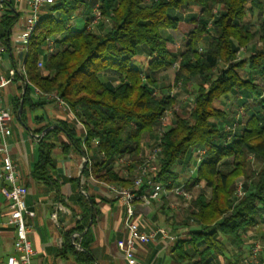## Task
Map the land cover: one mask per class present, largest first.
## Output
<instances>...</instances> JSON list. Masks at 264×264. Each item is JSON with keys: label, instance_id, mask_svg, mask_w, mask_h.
I'll return each mask as SVG.
<instances>
[{"label": "trees", "instance_id": "16d2710c", "mask_svg": "<svg viewBox=\"0 0 264 264\" xmlns=\"http://www.w3.org/2000/svg\"><path fill=\"white\" fill-rule=\"evenodd\" d=\"M82 4V0H55L44 10L24 59V92L14 99L11 113L16 118L22 108L23 118L27 106L35 108L32 88L43 95H55L85 129L79 139L67 122L60 123L70 145L77 149L84 146L88 154L93 150L100 158L91 161L90 168L84 170L85 177L125 188L133 187V162L139 160L147 137H157L154 142L162 149L158 180L163 183L177 184L181 175L173 168L192 151L205 149L207 157L197 177L187 179L188 191L203 186L190 200L192 219L200 229L187 240H179L174 252L180 263L192 261L186 251L190 246L200 257L198 264H207L213 253H223L227 247L219 237L242 244L243 236L259 224L257 217L264 207V117L251 115L244 128L238 122L231 133L222 125H232V114L215 106L216 101L234 91H249L254 100L245 105L246 112L253 107L264 110L258 83L259 79L264 81V0H101V15L111 23L106 33L91 29L90 20L83 30L72 31V18ZM182 6L198 8V15L191 21L185 50L177 53L169 48L166 32L179 28L180 18L174 12ZM248 11L253 16L257 13V30L246 21ZM18 20L19 16L8 10L2 14L0 40ZM257 37L261 45L247 61H239L241 49ZM48 40L54 41L51 54H46ZM141 46L151 56L148 72L132 67ZM40 61L43 68L38 67ZM175 66L174 84L194 86L193 100L182 112L174 113L173 126L160 138L163 118L179 100L162 89L158 92L154 75ZM243 69L248 70L246 77L239 73ZM58 131L50 132L39 143V158L32 174L35 181L55 184L49 174L55 143L46 139ZM64 147L67 150L69 144ZM251 154L261 163L257 173L248 161ZM121 158L132 162L127 167L128 177L116 170ZM228 159L234 160L233 165L223 170ZM241 180L245 194L236 202V187ZM146 192L147 185L140 193ZM79 200L84 205L81 220L75 230L65 234L63 249L79 262L95 264L90 255L89 231L81 242L82 252L76 251L71 241L75 232L83 234L88 228L92 214L89 199L81 196Z\"/></svg>", "mask_w": 264, "mask_h": 264}, {"label": "crops", "instance_id": "0c3cea01", "mask_svg": "<svg viewBox=\"0 0 264 264\" xmlns=\"http://www.w3.org/2000/svg\"><path fill=\"white\" fill-rule=\"evenodd\" d=\"M27 1L5 0L3 14L8 10L11 14L19 16L18 22L12 27L9 34L3 40H0V72L6 76L10 69L20 67L25 59V55L21 53L20 46L21 38L25 32V19L29 11ZM93 1L92 14L89 15L86 12L84 13L85 16L83 15L81 18L73 16L70 25L72 31L83 30L87 26V20H90L91 23L89 27L91 29L97 28L99 33H106L110 30L111 23L104 18L97 23L93 21L95 9L100 6L101 0ZM146 1L149 2L151 0ZM195 13H198V10L196 11L194 8L185 14L180 11L184 24H187L188 21L191 22L194 19H192L193 16L197 17ZM253 17L251 13L249 16L247 15V22L252 23ZM2 33L3 30L0 27L1 36ZM183 44L185 49L186 42ZM260 45L261 43L258 44V47ZM145 50L148 51L147 49ZM250 50L251 47L249 48L248 46L241 49L239 53L244 52L248 57L249 55L247 54H249ZM138 56L139 49L135 59ZM245 59L246 57L238 60L245 61ZM142 60V70L148 72V65L151 61L150 54L142 58ZM19 64L20 66H18ZM177 68L175 66L173 70ZM156 81L158 82V80ZM22 83L26 85L23 78L19 76L11 85L1 91V94L3 91L6 92L7 99L14 96L9 104V100L6 102L5 98L0 95L2 105L10 111H12L14 99L23 95L24 91L21 92L20 90ZM179 88V92L185 94L186 89L181 86ZM32 89L31 99L35 108L27 106L23 118H21L22 108L17 112V116L12 122V137L9 139V143L19 183L25 185L28 189L26 204L35 213L34 218L30 220L33 228L29 233L30 241L36 251L34 262L36 264H84L77 261L76 256L73 254L64 253L63 247L65 234L75 230L81 220L84 205L80 203L79 199L81 196H85L89 199L92 214L88 228L84 233L78 234L75 232L71 236V241L76 247V251H83L81 242L84 234L89 231V235L92 237L90 255L94 258L95 264H128L117 247V241L122 239L127 232L124 206L109 192L108 184L85 177L84 170L89 168L92 160H97V155L92 152L88 154L84 146L82 149H77L70 145L66 134L59 128L60 123L67 122L71 128L77 131L78 138L81 139L84 134L82 125L79 124L76 115L64 104L40 94L34 88ZM159 91L160 88L158 89ZM260 91L264 100V90L260 88ZM225 100L216 101L215 106L227 113H231L234 122L239 117L241 128L246 126V120L251 115L264 117V110H262L263 115H260L261 109L257 110L258 107H253L246 112L245 105L252 103L254 100V96L249 91H234ZM240 109H244L245 113L243 112V115H241ZM229 125L230 123L222 125L225 131H227ZM171 126H173V122L166 118L164 127L169 129ZM54 130L59 131L56 135L48 136L46 142L55 143L52 152L53 164L49 171L50 177L55 184L52 181L48 183L35 181L32 174L39 158V143L43 137ZM25 131L28 132V135L25 134ZM65 144H69L67 150H65ZM23 145L25 150H23ZM33 149H37V152L35 153ZM141 151H144L143 146ZM141 151L140 153H142ZM194 153L195 151H192L191 154L194 155ZM258 159L253 154L248 157V161L254 169H256L255 164L259 165L255 173L261 168V163ZM178 165L173 168V171L177 173ZM181 176L179 181H187L190 178L189 175ZM195 176L197 177V174ZM3 185L4 183L0 182V188ZM196 187H199V185H196ZM172 199L183 201L179 197L172 196L171 199L153 201L149 205H145L141 201L135 203L136 220L142 230L150 231L162 228L168 235L176 237L174 241L157 237L147 244L136 245L135 257L137 264H198L200 257L196 250L190 246H186V251L192 257V261L180 263L175 255L174 247L176 243L179 240H187L192 232L200 228L192 219V215L190 218L189 215L186 218L185 213H181L180 208L182 207L179 208V204ZM54 214L57 216L56 219L52 217ZM93 214L95 215L94 221L92 220ZM8 216V203L0 194V264L6 262L8 257L15 255L13 247L15 229L8 224ZM257 218L259 224L243 236L242 244L237 242L229 243L224 237L220 236L219 238L226 243L227 247L223 253H213L211 260L207 264H244V261L251 257L252 248L256 243L264 246V207L260 209ZM191 223L196 227L191 229ZM201 246L199 248H202ZM263 263L264 248L260 250L257 259L251 264Z\"/></svg>", "mask_w": 264, "mask_h": 264}, {"label": "built area", "instance_id": "2783aa9c", "mask_svg": "<svg viewBox=\"0 0 264 264\" xmlns=\"http://www.w3.org/2000/svg\"><path fill=\"white\" fill-rule=\"evenodd\" d=\"M27 3L29 11L25 19V32L21 38L20 46L21 53L23 55H26L27 53L31 35L40 21L44 10L53 5L55 0H28ZM4 8L5 0H0V19ZM102 19L103 17L98 6L95 9L93 21L97 23ZM47 47L46 54L53 53L54 41L48 40ZM38 67H44L42 61L38 63ZM19 76L26 79L24 62L20 67L10 69L7 76L0 72V95L1 91L11 85ZM44 96L56 99L64 104L55 95ZM13 120L14 116L10 110L2 105L0 96V182L4 183V185L0 188V194L8 203V224L13 226L15 229V239L13 243L15 255L8 257L7 261L2 264H36L34 262L36 251L29 238V233L33 228L30 220L34 218L35 213L26 204L28 189L25 185L19 183L16 165L10 150L9 139L12 137ZM238 122L239 117L236 118L232 125L227 127V131L234 133ZM79 124L81 123L79 122ZM164 132L165 129L160 130V138L163 136ZM161 152L162 149L158 145L149 153L143 151L139 154V164L136 171L137 174H135L132 188H125L110 184L107 186L113 197L119 200L125 208V227L127 232L122 239L117 241V247L128 264H137L135 257L136 245L147 244L155 240L157 237H161L169 241H174L176 239V237L168 235L162 228H156L150 231L142 230L139 226V222L136 220L137 212L135 209V203L137 201H141L145 205H149L151 201L168 199L172 196L179 197L186 202H189L192 199L191 192L187 190V181H179L177 184H172L171 182L163 183L158 180ZM194 155L195 162L190 170L191 178L198 172L200 165L206 159L207 151L205 149H198L195 151ZM131 163V161L121 158L117 161L116 165L120 164L122 166H127ZM120 171L123 173L122 175L126 177L130 174L128 169H122ZM145 185H147V192L141 194L140 191ZM242 186V182L239 181L237 183L235 194L236 202L245 194ZM52 217L53 219L57 218L56 214ZM263 248L264 246L256 243L252 248L251 257L246 259L244 264H251L254 260H256L260 250Z\"/></svg>", "mask_w": 264, "mask_h": 264}, {"label": "rangeland", "instance_id": "374dc122", "mask_svg": "<svg viewBox=\"0 0 264 264\" xmlns=\"http://www.w3.org/2000/svg\"><path fill=\"white\" fill-rule=\"evenodd\" d=\"M84 2V4H83V6L80 8V9H78L77 11H76V13H75V15L74 16H77L76 18H81L83 15L85 16V14L84 13H88L89 15L90 14H92L91 12H92V7H93V4H94V1L93 0H84L83 1ZM192 8H194V9H196V11H197V9L198 8H195L194 6H190L189 8L187 7V6H182L181 7V9H179L180 11H182V13L183 14H185L187 11H189L190 9H192ZM180 11L179 12H177V13H175L174 12V14H175V16L176 17H178V18H180V25H179V28L176 30V31H168V32H166V35L170 38V41H169V43H168V46H169V48L172 50V51H174V52H177V53H179V51H184L185 49H184V44L183 43H185V42H187V38H188V33H189V31L191 30V28H192V24H191V22L190 21H188L187 22V24H184V22H183V18L181 19V14H180ZM196 15H198V13H195ZM256 14V16H254L253 17V19L254 20H252V24H254V23H256V24H254L253 26H255V30H257V28H258V26H257V24H258V22H257V13H255ZM250 15V12L248 11V16ZM195 17L196 16H193L192 17V19L194 18L195 19ZM190 18V17H189ZM246 21H248L247 19H246ZM82 22V21H81ZM96 32H99L98 31V29L97 28H95L94 29ZM101 33V32H100ZM259 43H261V42H259V37H257V39L254 41V42H252V44H250L249 45V48L251 47V50H250V52H249V54H247V55H249L248 57L244 54V52H241V53H239V55H238V59L240 58V59H244L245 57H246V59H245V61H247L248 59H249V57L251 56V53H253L254 52V50H255V48H257L258 47V44ZM177 44H179L178 46H177ZM203 47V46H202ZM146 48H145V46H141L140 48H139V56L135 59V61L132 63V67H134V68H136V69H142V62H143V60H142V58H144V57H146L147 55H149V52L148 51H146L145 50ZM184 49V50H183ZM243 49V48H242ZM18 66H20V64L18 65ZM173 69H171V70H167V71H165V72H159V73H157V74H155L154 76H155V78H156V80H158V82H157V84H158V87L160 88V89H162L163 90V92L164 93H170L172 96L174 95V96H178L177 98H178V100H179V104L175 107V108H173V110H169V112H167L166 113V115H165V117L163 118V122H164V120L167 118V119H169V120H171L172 122H173V120H174V113L175 112H182L183 111V107H186V106H188L191 102H192V100H193V90H194V86L193 87H191V86H189V87H186L185 89H186V92H185V94H181L179 91H180V84H174V75H175V71L176 70H173ZM247 71L245 70V69H243V70H241V71H239V73H240V75L241 76H244V77H246L247 75V73H246ZM103 77V76H102ZM258 83H259V85H260V88L261 89H263L264 90V81L262 80V79H259V81H258ZM24 86L25 85H23V83L20 85V90L22 89V88H24ZM114 86H115V84H114ZM4 93V94H3ZM3 94V95H2ZM2 94H1V96L3 97V98H5L4 100L6 101V102H8V100H9V104H10V102L12 101V99L14 98V96H11V97H9V99H7L6 98V92H2ZM264 94V93H263ZM264 98V97H263ZM11 100V101H10ZM56 100V99H55ZM223 100H225V99H223ZM223 100H221V101H223ZM56 101H58V100H56ZM226 101V100H225ZM58 102H60V101H58ZM61 103V102H60ZM62 104V103H61ZM65 105V104H64ZM218 105H219V103H218ZM217 105V106H218ZM66 106V105H65ZM67 107V106H66ZM68 108V107H67ZM260 109V107H258L257 108V110H259ZM240 111H241V115H243V112L245 113V111H244V109H240ZM263 111H261L260 112V115H263V113H262ZM234 123V122H233ZM232 123V124H233ZM162 126H163V124H162ZM161 129H165V130H167L165 127L163 128V127H161L160 128V130ZM160 132V131H159ZM25 134L26 135H28V132L27 131H25ZM159 137V136H158ZM158 138L157 137H153V136H150V137H147L146 138V140L142 143V146H143V148H144V152H146V153H149V152H151L153 149H155V147L157 146V143H155L154 142V140H157ZM23 150H25V146L23 145ZM33 151H35V153L37 152V149L36 150H34L33 149ZM93 154H94V151L92 150L91 151ZM187 159H185V161L183 162V163H181L180 165H178V167H177V171H178V174L179 175H189V177L191 176V173H190V170L192 169V166H193V163L195 162V155H193V154H188V156L186 157ZM100 158L97 156V160H99ZM259 160V159H258ZM139 161V160H138ZM138 161H136V162H133V165H134V167H133V170H132V172L134 173V175H133V181H134V178H135V174H137L136 173V171H137V167H138V164H139V162ZM233 159H228V160H226L225 162H224V166H223V170H227L228 169V167H231V165H233ZM129 165H127V166H122V165H116V170L119 172L120 170H122V169H126L127 170V167H128ZM255 166H256V169H254V167H252V170H253V172L255 173L256 171H257V169H258V167H259V165H256L255 164ZM191 167V168H190ZM198 173V172H197ZM196 173V174H197ZM120 174L122 175L123 173H121V171H120ZM124 176V175H123ZM124 177H126V176H124ZM128 177V176H127ZM182 177V176H181ZM194 178H196V176L194 177ZM189 179V178H188ZM244 181V180H243ZM239 182V181H238ZM241 182H242V180H241ZM247 182V181H246ZM245 182V184L246 185H248V186H250L249 185V183L247 182L246 183ZM242 184H244V183H242ZM111 185H113V184H111ZM243 187V186H242ZM193 189H195V190H193ZM193 189H191L190 190V192H191V194H192V197L195 195V194H198V191L200 190H202L203 189V186L202 185H199V187H194ZM236 189H237V187H236ZM249 189H250V191H252V187H249ZM205 193H206V195L207 196H210V191L209 190H206L205 191ZM172 197H170V198H168V199H171ZM174 202H177L178 204H179V208L180 207H182V208H180V210H181V213L182 214H184L185 213V217L186 218H188V215H189V218H190V216H191V214H192V205H191V203H190V201L189 202H186V201H184L183 199H181V200H183V201H180V200H176V199H172ZM154 201H157V200H154ZM151 202H153V201H151ZM194 210V209H193ZM184 211V212H183ZM187 213V214H186ZM189 221V220H188ZM192 225H190V226H192L191 227V229H193V228H195L196 226L193 224V223H191ZM224 241H226L225 239H224Z\"/></svg>", "mask_w": 264, "mask_h": 264}]
</instances>
